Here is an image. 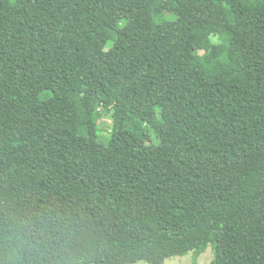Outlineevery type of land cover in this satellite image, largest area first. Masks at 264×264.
<instances>
[{"label":"trees","instance_id":"obj_1","mask_svg":"<svg viewBox=\"0 0 264 264\" xmlns=\"http://www.w3.org/2000/svg\"><path fill=\"white\" fill-rule=\"evenodd\" d=\"M210 245L264 264V0H0V264Z\"/></svg>","mask_w":264,"mask_h":264},{"label":"rangeland","instance_id":"obj_2","mask_svg":"<svg viewBox=\"0 0 264 264\" xmlns=\"http://www.w3.org/2000/svg\"><path fill=\"white\" fill-rule=\"evenodd\" d=\"M156 19L159 21L162 20H175L176 15L164 11L163 13L156 16ZM220 42L218 37L211 36L204 44V48L200 51H197L199 61L204 64L206 68H211V62H208L206 59V55L211 50L214 44H218ZM113 43L109 44L111 47ZM100 121L98 126V141L107 144L108 140L111 136L112 128H113V115L112 113L105 112L104 110H100ZM151 140L153 142H157L156 136L151 132L150 133ZM214 259V248L213 245H210L208 249L200 255L197 259L194 254L191 253L185 257H174L168 260L165 264H212ZM136 264H147L145 262H138Z\"/></svg>","mask_w":264,"mask_h":264}]
</instances>
